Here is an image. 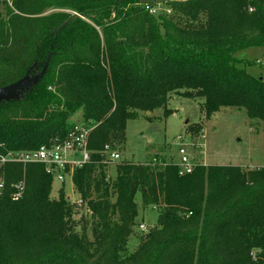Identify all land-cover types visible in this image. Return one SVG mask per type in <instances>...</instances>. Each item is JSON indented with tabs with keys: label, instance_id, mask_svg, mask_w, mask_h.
<instances>
[{
	"label": "trees",
	"instance_id": "obj_1",
	"mask_svg": "<svg viewBox=\"0 0 264 264\" xmlns=\"http://www.w3.org/2000/svg\"><path fill=\"white\" fill-rule=\"evenodd\" d=\"M148 6L0 0V87L36 79L0 100V153L64 139L78 112L92 128L90 162L71 176L80 206L63 188L51 197L42 164L1 167L0 264H264V167L199 164L179 175L159 158L104 162L106 145L123 149L128 120L156 109L167 117L173 94L202 99L207 119L235 108L264 124V72L235 57L264 49V0H178L159 14ZM20 179L24 194L12 201ZM138 193L158 216L129 252Z\"/></svg>",
	"mask_w": 264,
	"mask_h": 264
},
{
	"label": "rangeland",
	"instance_id": "obj_2",
	"mask_svg": "<svg viewBox=\"0 0 264 264\" xmlns=\"http://www.w3.org/2000/svg\"><path fill=\"white\" fill-rule=\"evenodd\" d=\"M140 1L159 8L156 10V14H159L168 9V3L178 0ZM235 57L248 61L247 64L240 65L248 73L257 76L264 72L262 47L243 49ZM201 103L202 99L183 98L173 94L167 103V108L172 112L167 117L163 115V109H156L151 113L139 112L135 119L127 121L126 142L119 152L120 159L142 163L159 158L166 163H177L180 154L179 145L175 141L180 135L185 138L188 155L198 165H232L245 168L264 166V124L249 119L243 109L235 108H222L207 119L201 112ZM72 120L81 122V113H76ZM62 188L65 197L70 201L77 199L69 177L63 184L52 181L51 197L56 198ZM135 201L138 216L134 233L128 241L129 252L136 249L141 236L156 226L158 216L155 207H143L139 193Z\"/></svg>",
	"mask_w": 264,
	"mask_h": 264
},
{
	"label": "built area",
	"instance_id": "obj_3",
	"mask_svg": "<svg viewBox=\"0 0 264 264\" xmlns=\"http://www.w3.org/2000/svg\"><path fill=\"white\" fill-rule=\"evenodd\" d=\"M156 8L152 6L147 7L150 14H156ZM163 12L169 13L166 9ZM74 126L68 135L59 141L50 145H43L38 149L33 150H6L0 153V195L5 191V179L1 172V167L5 164H27L39 163L42 164L47 174L52 176L53 180L64 183L75 169L82 168L85 164L90 162V152L87 147V138L91 126L88 124L74 121ZM178 143V152L180 154L179 161L174 163L178 167V174L185 175L192 172L193 168L198 165V162L191 160L187 153V143L183 136H178L175 141ZM104 154L106 155L105 163L111 164L116 161H121V155L118 151L110 150L109 146L104 147ZM25 182L23 179L17 180L10 184L9 197L12 201H17L22 198L25 191ZM67 200L71 204L80 206L82 201L77 196L75 201ZM143 228V226H141Z\"/></svg>",
	"mask_w": 264,
	"mask_h": 264
},
{
	"label": "water",
	"instance_id": "obj_4",
	"mask_svg": "<svg viewBox=\"0 0 264 264\" xmlns=\"http://www.w3.org/2000/svg\"><path fill=\"white\" fill-rule=\"evenodd\" d=\"M122 0H120L121 2ZM36 79H21L13 84H9L3 87H0V100L3 99H9L14 96V94L24 88H26L28 85L35 82ZM148 113V112H147Z\"/></svg>",
	"mask_w": 264,
	"mask_h": 264
},
{
	"label": "crops",
	"instance_id": "obj_5",
	"mask_svg": "<svg viewBox=\"0 0 264 264\" xmlns=\"http://www.w3.org/2000/svg\"><path fill=\"white\" fill-rule=\"evenodd\" d=\"M257 167H264V166H257Z\"/></svg>",
	"mask_w": 264,
	"mask_h": 264
}]
</instances>
